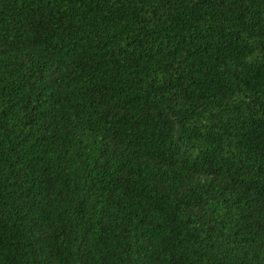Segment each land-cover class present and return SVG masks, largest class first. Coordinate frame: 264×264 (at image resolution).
I'll return each mask as SVG.
<instances>
[{
    "label": "trees",
    "instance_id": "16d2710c",
    "mask_svg": "<svg viewBox=\"0 0 264 264\" xmlns=\"http://www.w3.org/2000/svg\"><path fill=\"white\" fill-rule=\"evenodd\" d=\"M0 264H264V0H0Z\"/></svg>",
    "mask_w": 264,
    "mask_h": 264
}]
</instances>
